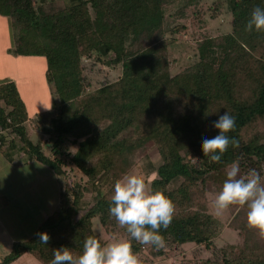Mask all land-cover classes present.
Instances as JSON below:
<instances>
[{"label":"trees","instance_id":"trees-1","mask_svg":"<svg viewBox=\"0 0 264 264\" xmlns=\"http://www.w3.org/2000/svg\"><path fill=\"white\" fill-rule=\"evenodd\" d=\"M60 1L62 7L54 9L47 0H0V16L10 19L13 34L8 53L44 58L53 88L51 112L36 118L37 131L48 139L36 143L15 81L0 82V152L10 163L22 154L25 164L46 166L61 184L55 210L0 264H13L24 254L50 264L61 246L78 257L89 236L106 245L93 232L94 218L109 237L122 234L139 258L147 251L158 259L192 244L212 253L206 264H264V237L248 226L245 206L228 207L226 226L239 242L216 244L225 224L212 212L209 196L210 188L215 195L221 190L233 161L243 174L254 168L264 176V30L245 31L251 11L264 8V0H214L211 17L228 13L231 31L203 37L194 62L176 74L169 47L187 27L168 24L167 16L184 19L197 0ZM90 59L120 68L119 79L89 91L83 61ZM225 111L235 120L227 135L236 145L230 143L221 160L212 162L201 141L218 134L213 123ZM65 140L77 146L74 153L63 150ZM138 153L150 191L174 205L170 224L159 229L163 247L132 239L109 213L113 185L130 173ZM68 165L86 181L68 184ZM41 233L48 235L46 243Z\"/></svg>","mask_w":264,"mask_h":264},{"label":"rangeland","instance_id":"rangeland-1","mask_svg":"<svg viewBox=\"0 0 264 264\" xmlns=\"http://www.w3.org/2000/svg\"><path fill=\"white\" fill-rule=\"evenodd\" d=\"M55 1V2H54ZM214 0H197L195 6L189 7L184 19L173 20L167 16V23L173 25L183 23L186 31H180L175 35L176 43L169 47V59L171 62V73L176 74L188 67L195 60L197 43L205 36L216 37L231 31V18L228 13H223L216 18L211 17L208 8ZM47 7L58 9L62 7L60 0H47ZM50 9V8H48ZM198 11L197 17L194 12ZM12 29L10 19L0 16V72L5 79L15 81L29 114L28 131L32 140L36 143L47 141L48 138L37 131V115L49 114L52 109V85L48 83L45 76L46 61L42 57H25L5 54L7 49L13 46ZM167 35V39H171ZM84 75L88 84V90L93 91L107 83L114 82L121 75L120 68L104 67L93 59L84 60ZM49 112V113H48ZM46 153L52 155L51 142L45 145ZM77 146L71 140H65L63 150L74 153ZM142 153L134 158V167L129 175H138L145 179L143 170ZM150 156L158 165L160 159L156 150H150ZM23 155H15V160L9 162L0 152V259L8 255L16 242H23L31 238L40 224L49 216L59 203L60 181L55 174L46 166L34 162L24 164ZM69 174L68 184H76L86 181L83 174L71 165L66 166ZM150 183H146V189L150 191ZM210 188L211 210L216 214L214 200L216 195ZM86 201L91 200V195L85 196ZM232 211L229 208L217 215L225 224L221 236L216 240L218 246L226 243L236 244L239 237L236 231L228 228ZM93 232L107 243L116 239L126 238L120 234L109 237L101 226L98 218L93 219ZM147 251L140 256L143 264H206L212 253L196 246L188 244L182 252L169 253L158 259L148 258ZM13 264H42L30 254H24Z\"/></svg>","mask_w":264,"mask_h":264},{"label":"clouds","instance_id":"clouds-1","mask_svg":"<svg viewBox=\"0 0 264 264\" xmlns=\"http://www.w3.org/2000/svg\"><path fill=\"white\" fill-rule=\"evenodd\" d=\"M252 30H264V8L257 6L251 11L245 31ZM234 126V117L227 111L213 123L218 134L201 141V150L210 161L219 162L229 144L236 145V141L227 135ZM111 201L110 215L119 225L126 226L132 239L143 245L163 247L164 239L159 229L170 224L174 210L169 198L158 191H148L143 177L125 174L115 181ZM231 205L245 206L248 226L257 229L264 237V176L254 168L247 174L241 173L236 161L227 167L226 179L216 194V214ZM39 236L41 241L47 242L46 233ZM50 264H140V261L128 240L116 239L101 245L97 238L89 236L85 238L82 254L78 257H74L68 247L61 246L53 251Z\"/></svg>","mask_w":264,"mask_h":264},{"label":"crops","instance_id":"crops-1","mask_svg":"<svg viewBox=\"0 0 264 264\" xmlns=\"http://www.w3.org/2000/svg\"><path fill=\"white\" fill-rule=\"evenodd\" d=\"M7 52H8V49H7V51H5V54H7ZM9 54V53H8ZM6 77H5V75L2 73V72H0V81L2 80V79H5ZM22 163H24L23 161H22ZM11 164H14V162L13 163H11ZM25 164V163H24Z\"/></svg>","mask_w":264,"mask_h":264},{"label":"built area","instance_id":"built-area-1","mask_svg":"<svg viewBox=\"0 0 264 264\" xmlns=\"http://www.w3.org/2000/svg\"><path fill=\"white\" fill-rule=\"evenodd\" d=\"M138 259H139V261H140V258H139V256H138ZM140 264H143V263L140 261Z\"/></svg>","mask_w":264,"mask_h":264}]
</instances>
